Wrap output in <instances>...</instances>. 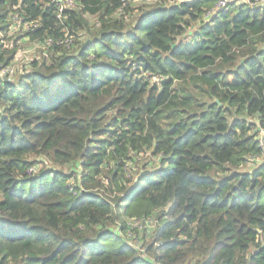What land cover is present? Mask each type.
I'll use <instances>...</instances> for the list:
<instances>
[{"label": "trees", "instance_id": "1", "mask_svg": "<svg viewBox=\"0 0 264 264\" xmlns=\"http://www.w3.org/2000/svg\"><path fill=\"white\" fill-rule=\"evenodd\" d=\"M75 1L0 0V264H264V5Z\"/></svg>", "mask_w": 264, "mask_h": 264}, {"label": "rangeland", "instance_id": "2", "mask_svg": "<svg viewBox=\"0 0 264 264\" xmlns=\"http://www.w3.org/2000/svg\"><path fill=\"white\" fill-rule=\"evenodd\" d=\"M171 1H175V0H171ZM170 2V1H169ZM154 2H151V3H147V2H144V1H141L139 0L138 2H134L132 3L130 6L132 8H139V7H142V8H150L152 6H154ZM118 15H120L119 12H117ZM88 19L90 20V24L92 25H95V26H98L99 24V21H98V16L96 15H88ZM16 31L15 30H12L10 32V35L13 34L15 36V33ZM11 43V42H9ZM8 44V42H7ZM19 46H20V49L17 51V55H16V58L15 60L13 61L12 63V67L14 68V72L13 74H11V76H15V74L17 75L18 70L22 69V66L25 62H30L32 59L33 61L34 60H38L40 59V57H35V54L38 52L39 50V46L32 42V41H27V40H22L20 43H19ZM46 49V48H43V50ZM139 242V241H137Z\"/></svg>", "mask_w": 264, "mask_h": 264}, {"label": "built area", "instance_id": "3", "mask_svg": "<svg viewBox=\"0 0 264 264\" xmlns=\"http://www.w3.org/2000/svg\"><path fill=\"white\" fill-rule=\"evenodd\" d=\"M60 4H59V12L62 13L64 11V8L66 6H76L77 2L75 0H57ZM124 1V5H131L134 2H137L138 0H123ZM235 0H219L217 3V7L221 8L223 6H226V4L228 2H232ZM248 2H250L249 0H247ZM251 3L254 5H264V0H251ZM211 13V12H209ZM258 141L261 147V151H262V158L264 159V128H260L259 130V134H258ZM30 172H34L36 171L35 167H32L30 170Z\"/></svg>", "mask_w": 264, "mask_h": 264}]
</instances>
